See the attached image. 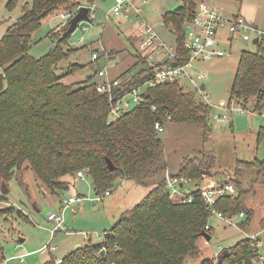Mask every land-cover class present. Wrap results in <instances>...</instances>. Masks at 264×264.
<instances>
[{
  "label": "trees",
  "instance_id": "1",
  "mask_svg": "<svg viewBox=\"0 0 264 264\" xmlns=\"http://www.w3.org/2000/svg\"><path fill=\"white\" fill-rule=\"evenodd\" d=\"M198 1L181 0L180 7L163 14V25L171 28L176 38L173 56H164L162 61L151 65L153 49L148 54L149 48L143 49L136 57L137 64L143 68L134 75L116 78L120 82L119 98L152 79L158 68L190 63L191 55L185 48L186 29L195 17ZM82 2L88 7L95 6L97 0H31L23 6L22 16L0 39L3 71L0 73V204L7 202L1 190L2 181L8 185L25 163L51 194L70 190L75 176L84 172L86 177H91L99 197L106 192L114 193L121 181L144 184L166 174L169 166L156 123L164 128L167 121L198 125L204 130L205 142L210 138L212 106L197 103L195 95L180 85L181 81L158 85L145 95V103L136 105L118 120H110L112 103L107 95L97 92L99 80L93 82L103 68H97L86 80L72 85L65 84L64 77L82 66L72 65L73 69L66 75L57 74V66L73 53L72 49L63 47L69 37L62 36L69 27L51 33L62 39L46 56L36 59L28 55L32 36L44 20L56 12L75 16L84 6ZM17 3L18 0H10L7 8L12 11ZM256 46L255 52H241L228 101H236L245 108H249V101L250 108L261 113L264 110V41ZM115 54L112 51L107 56L112 58ZM99 59L100 53L92 64ZM262 141L264 126L257 131L258 144ZM107 159L115 171L109 170ZM216 165V153L203 151L200 157L184 158L177 173L170 174L198 184L207 177L217 176L233 181L236 195L217 200L213 208L228 218L245 215L241 226L245 230L255 212L245 203L249 191L243 189L241 179L246 172L264 178V161H238L230 174L216 172ZM13 212V208L0 207V216ZM120 216L101 241H90L60 260L52 255L45 264H186L198 255L202 234L212 237V228L205 230L211 213L204 205L201 187L194 191L192 203H179L170 198L164 178L141 203ZM261 227L264 229V221ZM260 242L263 241L259 237L239 241L220 264H252ZM1 254L0 249V261H3ZM201 264L219 263L207 259Z\"/></svg>",
  "mask_w": 264,
  "mask_h": 264
},
{
  "label": "rangeland",
  "instance_id": "2",
  "mask_svg": "<svg viewBox=\"0 0 264 264\" xmlns=\"http://www.w3.org/2000/svg\"><path fill=\"white\" fill-rule=\"evenodd\" d=\"M9 1L0 0V39L4 36L5 30L22 16L23 6L31 0H18L17 6L12 11L7 8ZM208 1L216 4V6H221L224 11L229 10V16L239 13L242 2V0ZM150 2L157 7V13L158 11H174L182 4L181 0H150ZM82 3L85 6V3ZM114 4L115 0H97L94 7L95 19H91V22L81 23L68 38V44L63 46L65 50L72 49L73 53L57 66V74L66 75L69 70L73 69L72 65L82 66L75 73L64 77L65 84L72 85L82 82L87 79L89 74L93 75L99 67L107 68L111 78H118L123 74L134 75L143 68V65L137 64L138 59L136 58L138 54L143 52V42L136 32V25L131 20L125 21L122 16L117 17L111 14ZM262 11L263 14L261 12L259 17L260 21L264 20V10ZM257 12L255 9L250 13L255 15ZM66 14L64 13V15ZM135 14L136 11H133L131 17ZM61 16L60 12H56L43 21L41 27L32 36L28 51L29 56L40 59L56 47L64 35L61 33L63 36L58 37L52 36L51 33L62 25ZM156 17L159 18L158 15ZM240 17L247 24L255 23L253 18L246 14H240ZM260 23L256 22L257 25L261 26ZM186 32L189 36L188 26ZM221 34L223 38L220 48L226 51L227 55L213 61L194 63L189 69V72L192 70L196 75H206L207 79L200 83H205L207 89L197 90L188 79L182 80L180 83L186 92L195 95L197 103H207L205 93L212 101L213 106L209 117V124L212 127L210 138L205 142L204 130L198 125L167 121L166 129L159 137L165 146L168 170L171 174L177 173L184 158L188 156L200 157L203 151L216 153L215 171L221 173H233L238 161H253L255 159L264 161V141L259 144L257 142V129L264 126V118L257 119L234 114L230 116L231 122L225 123L219 119L224 115V112L215 107L222 100L227 101L230 98L241 52H255L257 46L254 45L253 41H243L239 34L234 36L232 43L228 41V31L223 30ZM81 40L84 43L80 45L78 42ZM163 48L167 49V46L164 44ZM96 51H99L100 59L92 64V54ZM112 51L116 54L109 58L107 55ZM150 53L149 64L162 61L164 56L168 54L166 52L164 55L154 50ZM97 79L99 80V78ZM127 100L131 101V98L128 97ZM131 104L132 108L136 106L133 101ZM247 105L249 108L246 109L252 110L250 108L252 103L248 101ZM164 176L165 174H160L144 184H137L134 181H121L115 189L114 195L107 197L104 202L99 204L91 202L97 197L91 177H86L85 181H80L76 175L70 190L51 194L25 163L23 168L16 173L15 178L8 183L7 202L0 204V207L13 208L14 210L12 215L0 216L1 255L5 260H9L8 264H45L51 259L52 254L60 260L64 254L74 249L76 241H80L83 245L88 243L82 237L84 233H88L94 242L101 241L104 234L110 231L120 220L121 216L119 215L141 203ZM204 180L209 185L230 183L235 186V183L230 179H223L218 176L207 177ZM241 181L243 182V189L249 191L245 197V203L248 208L255 212L251 223L247 229L242 230L241 226L246 219L245 215L235 216V222H233L235 225L228 224L218 218H212L209 221L213 230L211 241L207 242L202 237L198 241V255L190 258L186 264H201L207 259H213L217 262V258H215L217 255L226 249L233 248L239 241L246 238L259 237L264 243V229L261 227V222L264 221V178L262 176L257 178L254 173L246 172ZM205 185L193 182L190 188L196 191ZM71 198L80 199V206L75 205L64 210V228H68L69 232L65 230L60 233L59 230H54L55 224L48 220V216L53 212H61L62 207H64L63 200ZM74 210L77 211L76 214ZM50 245L59 248V250L51 251V253L47 250L46 253H43L42 249ZM219 248L223 249L220 254Z\"/></svg>",
  "mask_w": 264,
  "mask_h": 264
},
{
  "label": "built area",
  "instance_id": "3",
  "mask_svg": "<svg viewBox=\"0 0 264 264\" xmlns=\"http://www.w3.org/2000/svg\"><path fill=\"white\" fill-rule=\"evenodd\" d=\"M90 9L89 17L94 20L96 13L94 11L95 6H88ZM139 8L135 6L132 0H115L114 7L111 14L115 16H122L125 21L134 20L136 25V32L138 36L142 39L143 48L151 49L156 52H163L164 44L159 38L154 28L144 19L140 14ZM136 11V14L131 17V13ZM110 14V15H111ZM109 15V16H110ZM108 16V17H109ZM74 16L72 14H62L61 18L63 20L62 25L58 29V32H62L66 28L70 27V22ZM84 28V27H83ZM188 30L190 35L187 36V41L185 43V48L191 55L190 63L180 66V67H162L155 70L152 79L148 80L141 86H138L127 95L122 98H119L120 82L116 78H111L107 68L102 69L98 72L99 82L97 85V92L100 94H105L109 97L112 105L110 109V120H118L122 115L132 109L131 101L135 102L136 105L140 103H145V95H148L149 91L153 88H156L160 84H165L169 82L182 81L188 79V81L196 88L197 90L201 89V84L203 80H206L207 77L205 74H195L192 70L189 72V69L193 64H200L203 62L213 61L215 59L223 58L227 55L226 51L220 48L221 39L223 38L221 31L226 30L229 32V42H233L234 36L239 34L242 36L243 41L251 42L258 40V44L264 41V28L258 26H252L245 23L242 19L234 16L227 15L220 7L212 4L208 0H199L198 8L195 14L193 21L189 24ZM254 36V38H252ZM80 45L84 43L83 40L78 42ZM173 56V53L168 50V54ZM99 58V53L95 52L92 55V60L95 61ZM151 58V56H150ZM152 65V63H151ZM0 73H3L0 67ZM203 91V90H202ZM130 97V100L127 98ZM205 101L207 104L213 106L212 101L209 99V96L205 93ZM219 111L224 112V115L219 119L221 122L230 123V116L237 115L242 116L246 115L247 117H255L257 119L264 118L263 112H256L253 110L246 109L237 104L236 101L229 102L228 100H222L217 106H215ZM231 114V115H229ZM156 131L161 134L165 131V128L161 123H156ZM77 176L81 180H85L86 175L83 172H79ZM167 189L169 190L170 198L175 202L179 203H192L193 202V193L194 191L190 188L191 182L185 178L173 177L170 172H166L164 176ZM236 188L233 184L226 183L223 185L217 184H208L201 187V194L204 205L211 213L212 218L221 219L228 224L235 225L234 218H227L222 213L216 211L213 207L217 200L226 198L229 196L236 195ZM114 193L106 192L104 196L96 197L92 199L91 202L101 204L104 198L110 197ZM81 200L78 198H71L63 200V206L61 212H53L49 214L48 220L54 222V230H62L64 227V217L63 212L68 208H72L75 205L80 206ZM76 214L77 211L74 210ZM241 217V216H240ZM206 231L211 230V226L208 225L205 227ZM54 232V231H53ZM86 239H89V234L84 233ZM251 238V239H255ZM57 247L46 246L42 249L43 253L49 251H56ZM257 256L253 260L252 264H264V243L260 242L256 246ZM219 254L223 251L222 248H219ZM217 255L215 258H218ZM9 260L0 261V264H8Z\"/></svg>",
  "mask_w": 264,
  "mask_h": 264
},
{
  "label": "crops",
  "instance_id": "4",
  "mask_svg": "<svg viewBox=\"0 0 264 264\" xmlns=\"http://www.w3.org/2000/svg\"><path fill=\"white\" fill-rule=\"evenodd\" d=\"M133 3L135 4V6H137L141 13H142V16L145 18V20L153 26L155 32L157 33V35L159 36V38L164 42V44L167 46V49H164L163 52H158V53H163L164 55L166 54V52H168V50H170L172 53L175 52V48H176V45L175 44V36L174 34L172 33V29L171 28H167L163 25V22H162V16L165 12L163 11H156V6L155 4H151L150 0H132ZM253 1H256V2H250V0H242L241 2V9L239 10V13L237 15H232V16H236V17H240V14L242 15H248L249 17H252L253 18V22L255 23H252V25H255V26H258L260 28H264V20H261L260 21V14L262 12L263 14V11L264 10V1L263 0H253ZM248 4V7H247V4ZM216 5V4H215ZM253 5V6H252ZM218 6V5H217ZM222 9L221 6H218ZM257 9V13L255 15H253V13H250L252 12L253 10ZM223 10V9H222ZM224 11V10H223ZM227 11V12H226ZM226 11H224L227 15H228V12L229 10L226 9ZM252 14V15H251ZM159 16V18H157L156 16ZM241 18V17H240ZM255 18V19H254ZM256 22H261V26L260 25H257ZM8 29V28H7ZM6 32V30H5ZM143 48V47H142ZM144 49V48H143ZM166 51V52H165ZM98 52V51H96ZM138 62V61H137ZM93 82H98V79L97 77L94 79ZM201 86H205V83H202ZM206 86H205V90H206ZM165 129H166V125H165ZM258 130V129H257ZM169 171V170H168ZM80 180V179H78ZM82 181V180H80ZM84 181V180H83ZM202 184H206V181L203 180V183ZM60 211V210H59ZM122 214V213H121ZM120 216V215H119ZM65 226V225H64ZM68 231L69 232V229L68 228H64L62 230H60L59 232L62 233L64 231ZM263 233V232H261ZM83 239L88 242H94L92 240V237L90 236L89 239H86L84 235H82ZM101 239V238H100ZM97 242V241H96ZM87 243H85L84 245H86ZM82 243H80V241H76V243L74 244V249L76 248H79V247H82L84 246ZM74 249L68 251L71 252L73 251ZM59 248L56 250L58 251ZM51 253V252H49ZM67 254V253H66ZM66 254H64L63 256H65ZM53 255V254H52ZM55 256V255H54ZM212 258V257H211ZM59 259V258H58ZM61 259V258H60ZM200 264V263H198Z\"/></svg>",
  "mask_w": 264,
  "mask_h": 264
},
{
  "label": "water",
  "instance_id": "5",
  "mask_svg": "<svg viewBox=\"0 0 264 264\" xmlns=\"http://www.w3.org/2000/svg\"><path fill=\"white\" fill-rule=\"evenodd\" d=\"M89 13H90V9L89 7L87 6H82L79 11L77 12V14L72 18L71 22H70V27L69 29L64 33V38H68L70 37L75 31L76 29L78 28V26L83 23V22H91V19L89 17ZM254 45H257L258 44V40L256 39L254 42ZM202 87V90L205 89V86H201ZM107 162V165H108V168L111 172L115 171L116 168L115 166L113 165V163L107 159L106 160ZM1 190H2V193L3 195H7L9 193V188H8V185L5 181H2V186H1ZM202 237L204 239H206L207 242H210L212 237L207 234V233H203L202 234ZM104 254V252H103ZM230 255V250L226 249L224 250L217 258V261L218 263L220 264L223 259L227 256Z\"/></svg>",
  "mask_w": 264,
  "mask_h": 264
}]
</instances>
